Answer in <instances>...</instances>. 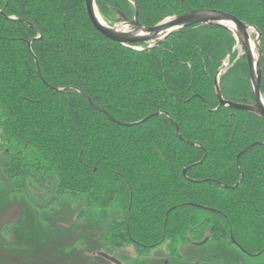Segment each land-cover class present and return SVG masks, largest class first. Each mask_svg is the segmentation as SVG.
I'll return each instance as SVG.
<instances>
[{
	"label": "trees",
	"instance_id": "16d2710c",
	"mask_svg": "<svg viewBox=\"0 0 264 264\" xmlns=\"http://www.w3.org/2000/svg\"><path fill=\"white\" fill-rule=\"evenodd\" d=\"M96 4L106 23L118 20L114 9L132 20L136 6L149 27L203 8L255 26L264 97V0ZM236 44L223 27L197 24L136 49L99 33L85 0H0V179L25 175L37 183L53 174L61 190L86 195L103 217L118 207L123 215L107 235L115 247L148 252L166 241L176 249L226 239L261 254L264 146L251 148L239 165L237 156L264 143V119L219 107L215 90L216 74L229 62L220 77L223 97L253 101L247 58L236 61ZM159 111L170 117L145 120Z\"/></svg>",
	"mask_w": 264,
	"mask_h": 264
},
{
	"label": "rangeland",
	"instance_id": "374dc122",
	"mask_svg": "<svg viewBox=\"0 0 264 264\" xmlns=\"http://www.w3.org/2000/svg\"><path fill=\"white\" fill-rule=\"evenodd\" d=\"M117 18L108 23L119 24ZM53 177L37 183L25 175L0 179V264H111L91 256L107 246L125 264H264V252L248 255L226 239L176 249L166 241L148 252L129 244L115 247L107 235L122 211L114 207L103 217L86 195L61 190Z\"/></svg>",
	"mask_w": 264,
	"mask_h": 264
},
{
	"label": "water",
	"instance_id": "95a60500",
	"mask_svg": "<svg viewBox=\"0 0 264 264\" xmlns=\"http://www.w3.org/2000/svg\"><path fill=\"white\" fill-rule=\"evenodd\" d=\"M86 11L88 18L92 24V26L101 33L104 37L123 46L134 47L139 49V47H135L138 45H143L141 49H149L154 46H158L164 42V40L178 31L190 27L197 24L202 25H215L220 26L229 31L232 35H234L236 39V47H234L235 51H239V56L236 61L242 57L246 56L247 63L249 67L250 73V83L253 93V101L251 103L244 102H233L230 100H226L221 92L220 87V77L221 74L229 69L228 63H224L220 69L218 70L215 77V90L219 100V107H229L236 110H241L245 112L252 113L257 115L258 117L264 119V97L261 93V82L263 78V53L261 48L262 34L261 32L252 25L246 24L244 21L240 20L233 14L216 10L210 8L203 9H193L188 12H185L180 15H174L168 17L167 19L161 21L160 23L149 27L145 24H142L138 18V8L135 6V16L132 20H129L122 12L117 9L114 11L120 16L119 24L110 25L104 21L100 12L98 10L96 0H85ZM10 20H16L15 18L7 17ZM254 31L256 34L255 37H252L251 32ZM253 38V39H252ZM29 50L33 55L35 61L36 56L33 53L32 49V41L29 42ZM229 59V57H228ZM235 61V62H236ZM234 62V63H235ZM233 63V64H234ZM38 74L41 76L40 70L38 68ZM55 92L66 91V89L54 88L51 87ZM92 106L97 108L100 112L106 114L113 122L122 124L117 122L112 116L106 113L104 109L97 106L94 102L89 99ZM165 114L168 117L169 114L166 112H157L154 115H150L145 120L152 118L155 115ZM143 121L135 123L140 124ZM135 124H126L125 126H132ZM177 135H180V132L177 129ZM193 145H196L193 143ZM263 145L264 143L256 142L245 149H243L237 156V163L239 165V161L242 155L248 152L251 148ZM202 162V161H201ZM187 170H184V176L187 177ZM206 241H203L204 244ZM91 256L102 257L106 261H109L111 264H125L117 257L107 253L104 250H99L91 254Z\"/></svg>",
	"mask_w": 264,
	"mask_h": 264
},
{
	"label": "bare ground",
	"instance_id": "6f19581e",
	"mask_svg": "<svg viewBox=\"0 0 264 264\" xmlns=\"http://www.w3.org/2000/svg\"><path fill=\"white\" fill-rule=\"evenodd\" d=\"M253 34H254V31L251 32L252 37H253ZM252 39H253V38H252Z\"/></svg>",
	"mask_w": 264,
	"mask_h": 264
}]
</instances>
